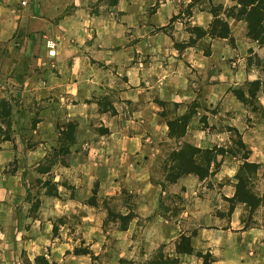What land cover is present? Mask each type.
I'll list each match as a JSON object with an SVG mask.
<instances>
[{"label":"crops","instance_id":"0c3cea01","mask_svg":"<svg viewBox=\"0 0 264 264\" xmlns=\"http://www.w3.org/2000/svg\"><path fill=\"white\" fill-rule=\"evenodd\" d=\"M182 9L176 0H0V47L17 60L29 58L24 81L16 78L21 64L9 73L20 100L14 118L26 129L0 141V264H40V256L49 264H90L75 250L79 235L97 253L107 250L113 264L146 261L161 246L182 264H202L198 251L220 253L215 264L258 263L248 257L232 262L225 252H264L257 215L264 206L248 219L251 206L230 201L245 158L229 152L232 126L251 150L247 160L264 170V120L249 124L253 114L236 94L246 81L264 80L262 68L246 64L252 48L264 60V47L247 37L246 27L231 30L235 46L209 34L190 44L192 33L175 18ZM191 11L188 21L196 26L207 28L214 19L207 8ZM17 30L24 35L14 38ZM263 89L258 98L264 107ZM170 105L179 115L195 109L182 137L170 134ZM67 123L76 130L66 161L39 171ZM184 143L227 151L217 155L220 167L209 177L187 173L171 181L166 160ZM49 173L56 194L44 191L33 216L25 181ZM123 190L132 196L134 215L107 240L105 211L86 202H118ZM168 194L180 199L177 216L161 211ZM130 211L122 206L123 215ZM71 212L79 223H60L56 234L54 224ZM182 234L191 236L194 253L176 251Z\"/></svg>","mask_w":264,"mask_h":264},{"label":"rangeland","instance_id":"374dc122","mask_svg":"<svg viewBox=\"0 0 264 264\" xmlns=\"http://www.w3.org/2000/svg\"><path fill=\"white\" fill-rule=\"evenodd\" d=\"M177 2L183 4V9L181 10L180 14L176 16L175 18H179L183 21L184 26L192 33L189 43L193 44L196 42V40L201 35V32H198L194 27V25L191 21H188L189 16L192 14L191 8L193 7L196 10H199L201 8H207L210 11L214 10L213 6H217V13L221 18L226 19V13L228 12V8L235 5L238 0H176ZM232 18V17H230ZM228 18V19H230ZM243 21V25L240 24H232L231 30L236 29V31L240 32L242 31V28L246 27L247 31V22L245 20ZM245 24V25H244ZM209 29V27L204 28ZM232 33V32H231ZM23 33H21L19 30H17L14 33V38H20ZM248 37V36H247ZM249 38V37H248ZM229 42L232 45H236V38L233 37V39L228 37ZM252 42L256 43L259 46L260 45L257 41L252 40L249 38ZM178 48L182 49L184 44L178 43ZM49 46V45H48ZM257 47V46H256ZM264 47V46H262ZM258 48V47H257ZM9 49H7L6 45H3L0 47V141L2 139H11L15 133L21 134L26 128H20L21 124L16 122V118H14V104L20 103L19 95L17 93V90H14V87L16 86L15 83L11 80V76H9V73L13 74L14 71H11L13 67H17V64H21V68L17 71L16 78L19 81L25 80V74L27 71H25V67L28 68V57L26 55H21L20 60L15 59L13 57L14 53H9ZM260 61V62H259ZM21 62V63H20ZM259 63V64H258ZM246 64L257 68H263L264 67V60L259 56L258 51L255 50V48H252L250 50V53L248 56H246ZM15 65V66H14ZM262 81V85H264V80ZM262 88V87H261ZM237 91H241L242 93L249 95V86L247 84V81L240 85L239 89ZM261 91V90H259ZM254 97H251L250 100H252V103L249 102L247 104L248 108L252 112L253 116L248 121L249 124H253L255 122H262L264 120V107L261 105L258 93ZM177 107H174L172 105L168 106L166 108V114L168 115L170 120H176V118L179 116ZM11 123V125H9ZM70 123H67L64 125V129H61L62 135L59 139L56 140V148L54 151L48 155L44 161L41 162V164L37 167V169L41 172L47 173L48 171L52 170L57 163H64L66 161L67 157V150L70 144V141L72 138H74L75 131L70 130L68 125ZM233 136V143L229 144L230 150H235L240 153V155L245 154V149L239 147L237 145V140L239 139V136L236 134L235 131H232ZM29 142V140H28ZM30 145V144H29ZM247 146V145H246ZM248 149V146L247 148ZM173 153V152H172ZM172 153L168 156V160H166V169L171 174L174 167V159ZM202 160V156H199V160ZM169 163L172 164L171 167L169 166ZM245 178L248 180V186L249 188L257 193V192H263L264 191V170L259 166L258 170L253 172H244ZM25 186L27 189L26 197L30 202V213L31 215H35L36 211L40 205V196L45 192L48 194H56L57 191V183L54 182V176L53 173L45 174L42 178L36 180V181H30L27 179L25 181ZM261 194V193H260ZM118 198L121 199L120 201L116 202L114 201V198H93L88 200L86 204L88 205H96L98 208H102L105 211L104 217L101 218V227L105 232V235L107 236V240L112 237L109 233L110 230L114 229L115 227H121L124 228L128 225L129 221L132 219L134 215L133 211V204L134 201L132 199V196L127 193L126 191H122L120 195H118ZM264 200V194L260 196ZM127 207H130L132 211H130V214L125 217L126 215L122 214V206L124 204ZM179 205H180V199L172 194H168L165 196V199L162 203V213H165V209H172L171 216H177L179 213ZM262 205L264 206V202H262ZM124 208V207H123ZM252 210L250 209V214L248 215V219L251 218L252 211H254L256 208L252 207ZM258 213L259 218H261L262 222L264 223V214ZM167 215V213H165ZM85 215H89L85 212ZM64 217L61 219H58V223L56 222L54 224V232L56 234H59V229L61 228L60 223L66 222L70 228L76 227V225L80 221V217L77 215V213L71 212L69 214L63 215ZM66 218V219H65ZM139 223V222H138ZM185 235V234H182ZM181 235V236H182ZM77 237V235H75ZM180 236V237H181ZM180 237L176 241V251L177 246L180 242ZM108 244V243H106ZM78 247L75 250H81V251H90V253H85V255L89 258L90 264H113L109 261L107 258L109 255V252L103 248L100 253H97L94 251L90 246V241L87 239H82V237L78 236ZM162 251L165 255L170 256L171 258H177L178 264H182L181 259L178 257H175L173 255H170V252L166 250L164 246H161L158 248L146 261H141L140 259H128V258H121L117 264H155L156 262H161L163 258H161ZM199 252H201L204 256L207 257L208 264H215V262L220 259V253L214 254L210 251H198L196 252V256L199 260L202 261V264L205 262V258L203 256L199 255ZM194 253V252H192ZM210 254V255H207ZM227 255V258L233 259L232 262L238 260L237 258H240L242 261H245L248 257L249 259H252L254 261H258V263L255 264H264V252H261L260 250L254 251V252H244V251H229L225 252ZM260 258V259H259ZM40 264H44L43 261L39 262Z\"/></svg>","mask_w":264,"mask_h":264},{"label":"trees","instance_id":"16d2710c","mask_svg":"<svg viewBox=\"0 0 264 264\" xmlns=\"http://www.w3.org/2000/svg\"><path fill=\"white\" fill-rule=\"evenodd\" d=\"M217 6H213L214 10H211L214 13V19L210 23L209 29H204L201 26H195L194 28L201 32L199 37L204 35H211L213 37H223L228 38L233 36L231 34V27L227 18H235L236 20H245L247 22V36L254 41H257L260 45L264 46V0H238L237 3L228 8V12L226 13V19L221 18L217 13ZM260 62V61H259ZM259 64V63H258ZM264 70V67L262 68ZM249 86V95L242 93L241 91L236 90V94L239 99H241L246 105L252 103L250 100L251 97L257 95V92L261 90L262 81L260 79L247 81ZM264 92V89H263ZM196 106V104H194ZM195 109H190L187 113L183 115H179L176 120H169L168 125L170 127V134L176 137H182L186 133L187 125L191 116L193 115ZM11 125V123H9ZM70 130H76V125L74 123H70L68 125ZM231 131H235L239 136L237 140V145L243 149H245V154L243 158H245L244 163L241 165V168L236 175L238 182L236 185V193L233 198H230L232 202H245L248 206L257 207L262 204L264 200L260 198L255 192H253L248 186V180L244 176V172H253L258 170L260 164L255 162H250L247 159L249 158V154L251 152L250 149H246L247 146L242 140V136L239 130L235 127H229ZM75 138H72L67 150V153L70 152V147L74 143ZM227 149L223 146H214L213 148L203 149L197 147L191 143H184L182 147L178 151H174L172 153L174 159V167L171 174L168 172V179L171 181L177 180L183 174L187 173H195L201 179H205L213 174L220 167V162L216 160L218 154H225ZM234 150H229L232 153ZM202 156V160H199V156ZM215 162V167L211 171V164ZM126 215L125 217H127ZM82 253H90V251L86 250H76ZM178 253H192L193 246L191 244V236L182 235L180 237V242L177 246ZM200 256L205 258L204 264H208L207 257L204 256L201 252H199ZM210 255V254H207ZM161 262H156L155 264H178L177 258H171L168 255H165L162 251L161 254ZM38 262L43 261L44 264H49L48 260L44 256H40L37 258Z\"/></svg>","mask_w":264,"mask_h":264},{"label":"built area","instance_id":"2783aa9c","mask_svg":"<svg viewBox=\"0 0 264 264\" xmlns=\"http://www.w3.org/2000/svg\"><path fill=\"white\" fill-rule=\"evenodd\" d=\"M22 3L26 4V1H23ZM49 55H51V56L56 55V48L53 45H50V47H49Z\"/></svg>","mask_w":264,"mask_h":264}]
</instances>
